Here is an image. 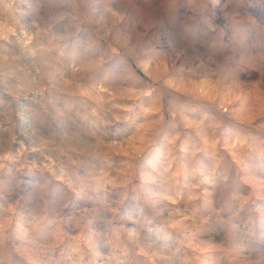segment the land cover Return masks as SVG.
I'll use <instances>...</instances> for the list:
<instances>
[{"label":"rangeland","instance_id":"374dc122","mask_svg":"<svg viewBox=\"0 0 264 264\" xmlns=\"http://www.w3.org/2000/svg\"><path fill=\"white\" fill-rule=\"evenodd\" d=\"M0 264H264V0H0Z\"/></svg>","mask_w":264,"mask_h":264}]
</instances>
